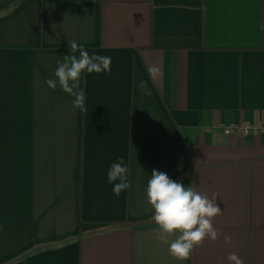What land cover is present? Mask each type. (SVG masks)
Returning a JSON list of instances; mask_svg holds the SVG:
<instances>
[{"label": "crops", "instance_id": "1", "mask_svg": "<svg viewBox=\"0 0 264 264\" xmlns=\"http://www.w3.org/2000/svg\"><path fill=\"white\" fill-rule=\"evenodd\" d=\"M68 41L112 58L83 111L46 84ZM245 124H264V0H0V264H264V135L224 134ZM156 169L218 196L190 261L158 239Z\"/></svg>", "mask_w": 264, "mask_h": 264}, {"label": "clouds", "instance_id": "2", "mask_svg": "<svg viewBox=\"0 0 264 264\" xmlns=\"http://www.w3.org/2000/svg\"><path fill=\"white\" fill-rule=\"evenodd\" d=\"M68 42L70 54L57 62L55 79H48L46 84L52 90L59 87L73 99V107L83 111L85 93L81 88L82 77L111 74L112 58L90 54L83 45L75 41ZM150 74L155 78L159 74V68H151ZM140 87L145 95H151L145 82L142 81ZM131 174L122 157L109 166L107 182L112 186L115 196L118 197L132 188L129 179ZM146 196L153 210L152 219L159 229L158 239L168 244V251L174 259L190 261L196 247L206 240L219 239L220 233L213 224L214 218L223 214L217 203V195L209 198L195 190L192 185L185 186L171 179L167 173L156 169L148 179ZM170 236L175 239L169 243ZM224 239L230 241L231 237L225 236ZM227 260L230 264H242L236 253L230 254Z\"/></svg>", "mask_w": 264, "mask_h": 264}, {"label": "built area", "instance_id": "3", "mask_svg": "<svg viewBox=\"0 0 264 264\" xmlns=\"http://www.w3.org/2000/svg\"><path fill=\"white\" fill-rule=\"evenodd\" d=\"M224 134L227 136L239 135L243 137L251 135H264V124L225 126Z\"/></svg>", "mask_w": 264, "mask_h": 264}]
</instances>
